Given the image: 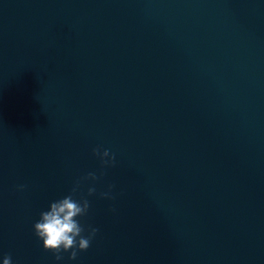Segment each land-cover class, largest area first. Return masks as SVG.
I'll list each match as a JSON object with an SVG mask.
<instances>
[{"label": "water", "instance_id": "obj_1", "mask_svg": "<svg viewBox=\"0 0 264 264\" xmlns=\"http://www.w3.org/2000/svg\"><path fill=\"white\" fill-rule=\"evenodd\" d=\"M89 172L99 231L57 261L33 225ZM6 255L264 264V0H0Z\"/></svg>", "mask_w": 264, "mask_h": 264}, {"label": "clouds", "instance_id": "obj_2", "mask_svg": "<svg viewBox=\"0 0 264 264\" xmlns=\"http://www.w3.org/2000/svg\"><path fill=\"white\" fill-rule=\"evenodd\" d=\"M93 155L97 156L102 167L115 165V155H111L107 149L101 151L99 147L94 148ZM103 175V173H101ZM99 177L93 172L87 173L75 182L71 192L56 201L50 203L48 210L40 213V219L33 225L34 234L43 241V248L47 252L55 255L57 261L63 260L62 253H70L69 260L77 259L78 253L87 251L92 240L99 229L81 224L79 217L88 214L90 203L82 195L76 198L80 184L85 180L96 181ZM25 186H19L23 190ZM113 185H109V191L100 193L102 198H113L110 193ZM96 193L95 187H89L87 195L92 196ZM87 232V235H85ZM3 264H12L10 255H6Z\"/></svg>", "mask_w": 264, "mask_h": 264}]
</instances>
